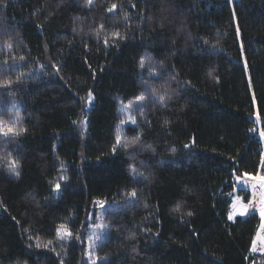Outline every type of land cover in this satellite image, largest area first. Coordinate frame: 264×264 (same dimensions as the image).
Listing matches in <instances>:
<instances>
[{
  "label": "trees",
  "instance_id": "obj_1",
  "mask_svg": "<svg viewBox=\"0 0 264 264\" xmlns=\"http://www.w3.org/2000/svg\"><path fill=\"white\" fill-rule=\"evenodd\" d=\"M0 123V264H264V0H0Z\"/></svg>",
  "mask_w": 264,
  "mask_h": 264
},
{
  "label": "rangeland",
  "instance_id": "obj_2",
  "mask_svg": "<svg viewBox=\"0 0 264 264\" xmlns=\"http://www.w3.org/2000/svg\"><path fill=\"white\" fill-rule=\"evenodd\" d=\"M121 110H122L121 112H122V115H123V118H124V123L133 124L131 122L132 117L130 115V108L129 109L126 108V110L122 108ZM124 123H121V125L118 126V130L119 131H123L125 129ZM245 181H248V183L245 182ZM258 184H259V181L258 180H253V179H245V180L244 179L243 180L240 179L239 181H237L238 187H240V188H242L244 190H251L252 188H255L256 186H258ZM260 193L262 195V200L261 201H262V204H263V207H264V186L262 187ZM251 197H252V193H251ZM99 205L101 206V204H99ZM242 205H244V203L242 202V199H240V203H235V202L233 203V205H232V207L230 209V212L233 213V217H232V219H230L231 221L234 220L237 216H243V215L246 214V211L243 210ZM101 212H103V206H101ZM242 212H243V214H241ZM91 222H93V221H91ZM96 225H105L103 223L101 217L99 218V221L97 222ZM96 225L95 226H91L89 228L90 240H88V242H87V247H89V250L95 244L100 242L103 239V237L105 236L106 232H107V227L100 228V227H96ZM262 225H264V220H262V217H261L259 228H258V231L256 233L255 238L258 236V234H259L260 237L264 238V229H262ZM94 231L97 234L100 235V239L99 240L95 239V237L93 235ZM90 245H92V247H90ZM253 247H255V250H253ZM263 252H264V246H262L260 239H256L255 245H253V243H252V246L250 248L249 257L253 259L255 254H261ZM252 264H255L254 261L252 262Z\"/></svg>",
  "mask_w": 264,
  "mask_h": 264
},
{
  "label": "snow or ice",
  "instance_id": "obj_3",
  "mask_svg": "<svg viewBox=\"0 0 264 264\" xmlns=\"http://www.w3.org/2000/svg\"><path fill=\"white\" fill-rule=\"evenodd\" d=\"M89 3H91V0H89ZM115 8H116V5H113L112 8L108 9V11H109V12H112L113 9H115ZM237 32L239 33V29H237ZM114 35H116V34H114ZM143 64H144V61L142 60V61H141V66H142V67H143ZM154 92H155V90H154ZM164 98H165L164 96H160V100H161V101H163ZM92 99H93V96H92V93H91V91H90L89 94H88V100H89V102H91ZM137 99L140 100V101H142V100H143V96L138 97ZM19 119H20V118L17 116L13 122L18 121ZM131 122H132L133 124H135V119L132 118V119H131ZM121 123H124V122L122 121ZM23 131H24L23 128L19 129L18 132H17V131H14V129H12V128H7V129L5 130L3 124L0 123V132H3L5 135H7V134H9V133H13V134H15V135H19V133H20V132H23ZM261 135L264 136V132H262ZM138 140H139V137H137L136 139L132 140V141H131V144H136ZM116 141H117V144H120L121 137H120L119 135H117V137H116ZM123 146H124L125 148H127V147L129 146V144L126 142V143L123 144ZM185 147H187V145H185ZM262 163H264V157H262ZM10 164H11V170H12L13 172H16V167H17L18 162H17V161H11ZM133 171H135V170H133ZM247 175H248V174L245 173V176H247ZM61 179H62V178H61ZM251 179H253V180H258V181L261 183V185L264 186V176H253V177H251ZM239 180H240V177H237V181H239ZM245 182H246V181H245ZM55 188H56V190H59V188H60V184L57 183L56 186H55ZM133 195H134V193H133ZM240 199H241V198L237 196V197H236V202H239ZM101 204H103V202H101ZM242 207H243V210H244V211H247V206L242 205ZM176 210H179V208H177ZM241 214H243V212H242ZM260 214H261L262 220H264V207L261 208V210H260ZM188 215H191V213H188ZM232 217H233V213L230 212L228 218H229V219H232ZM96 227L103 228V227H106V225H96ZM262 229H264V225H262ZM57 235H58V237H59L60 239H66V238H68V237L71 236V233H70V232H63V233H61V232L58 230ZM93 235H94L95 239H97V240L100 239V235L97 234L95 231L93 232ZM256 239H260L262 246H264V238L260 237L259 234H258V236L253 240V245H255V243H256ZM49 243H51V242H49ZM90 247H92V245H90ZM253 250H255V247H253ZM93 264H95V262H93Z\"/></svg>",
  "mask_w": 264,
  "mask_h": 264
},
{
  "label": "built area",
  "instance_id": "obj_4",
  "mask_svg": "<svg viewBox=\"0 0 264 264\" xmlns=\"http://www.w3.org/2000/svg\"><path fill=\"white\" fill-rule=\"evenodd\" d=\"M248 211H258L261 209V204L259 203V196L258 195H253V198L251 201L248 203Z\"/></svg>",
  "mask_w": 264,
  "mask_h": 264
},
{
  "label": "crops",
  "instance_id": "obj_5",
  "mask_svg": "<svg viewBox=\"0 0 264 264\" xmlns=\"http://www.w3.org/2000/svg\"><path fill=\"white\" fill-rule=\"evenodd\" d=\"M259 186H260V188H262L263 186L261 185V183L259 182ZM236 197L237 196H235L234 197V200H233V203L235 202V203H240V201L239 202H236ZM233 203H232V205H233ZM232 205H231V207H232ZM231 207H230V209H231ZM229 212H230V210H229ZM228 216H229V213H228ZM229 219V218H228ZM230 220V219H229Z\"/></svg>",
  "mask_w": 264,
  "mask_h": 264
}]
</instances>
